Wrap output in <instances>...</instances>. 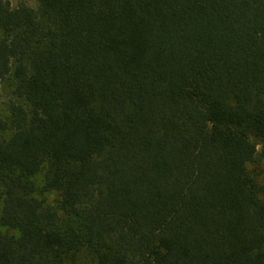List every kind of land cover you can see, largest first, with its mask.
<instances>
[{
	"label": "trees",
	"instance_id": "1",
	"mask_svg": "<svg viewBox=\"0 0 264 264\" xmlns=\"http://www.w3.org/2000/svg\"><path fill=\"white\" fill-rule=\"evenodd\" d=\"M36 2L0 0V264H264V0Z\"/></svg>",
	"mask_w": 264,
	"mask_h": 264
},
{
	"label": "rangeland",
	"instance_id": "2",
	"mask_svg": "<svg viewBox=\"0 0 264 264\" xmlns=\"http://www.w3.org/2000/svg\"><path fill=\"white\" fill-rule=\"evenodd\" d=\"M14 7L26 3L32 7H37L36 0H8ZM13 102H17V97L15 94V81L12 78L6 79L0 85V119L8 120L10 118V106ZM262 149L260 150V152ZM258 172H262L261 181L264 184V161H260L259 165H254L251 169H255ZM44 180V172L36 177L38 184H42ZM52 201H55L58 196L56 194L51 195Z\"/></svg>",
	"mask_w": 264,
	"mask_h": 264
}]
</instances>
